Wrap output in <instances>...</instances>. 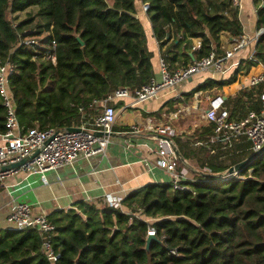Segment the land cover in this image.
Masks as SVG:
<instances>
[{
    "label": "trees",
    "instance_id": "obj_1",
    "mask_svg": "<svg viewBox=\"0 0 264 264\" xmlns=\"http://www.w3.org/2000/svg\"><path fill=\"white\" fill-rule=\"evenodd\" d=\"M143 1L149 3L146 12L161 56L171 67L187 63L189 51L195 58L222 52L220 34L243 31L238 5L229 0ZM253 1L263 31L250 49L255 60L240 61L247 68L264 64V0ZM29 7L35 10L17 20ZM31 26L34 33L45 30L43 43L55 41V63L33 60L34 47L18 44L32 34ZM194 37L201 44L192 50ZM151 55L134 0H0V62L9 57L15 63L9 84L23 131L92 121V100L150 80ZM238 70L228 78L208 77L193 91L231 83ZM263 91L259 82L229 95L224 100L229 116L259 112ZM4 111L0 97V133L6 129ZM212 132V125L204 124L191 135L171 138L178 167L193 159L208 168L184 181L187 188L151 181L130 190L120 206L78 200L50 212L55 264H264V149L238 169L240 177H224L253 149L246 139L210 142ZM150 227L155 238L147 251ZM0 264H49L40 234L32 227L1 228Z\"/></svg>",
    "mask_w": 264,
    "mask_h": 264
},
{
    "label": "built area",
    "instance_id": "obj_2",
    "mask_svg": "<svg viewBox=\"0 0 264 264\" xmlns=\"http://www.w3.org/2000/svg\"><path fill=\"white\" fill-rule=\"evenodd\" d=\"M233 5H239L240 0H229ZM141 9L146 12L148 1L141 2ZM27 31L25 30V33ZM260 33L253 35L240 33L232 36L230 43L222 48V52L215 49L200 57H194L189 62L171 67L162 57H159V78L154 75L147 83L140 87L130 89L126 86L115 88L104 98L94 99L89 106L95 110L92 121H84L78 126L79 129L68 130L67 127L47 126L40 128L32 126L23 131L19 123L13 93L10 88V76L16 71L15 63L7 57L0 62V97L4 105V117L6 129L0 133L2 142L0 143V186L4 185L7 175L18 170L41 173L44 171L71 164L79 156H91L104 154L108 144L111 142L113 125L116 120V107L112 101L116 98L131 96L136 102L144 101L154 97L160 90L169 89L174 91L172 97L180 100L183 98L182 92L176 90L177 85L192 76L196 72L208 70L212 72L225 73L240 63L238 60H231L234 53L249 43H255ZM30 44L34 47L31 55L33 60L39 58L49 59L55 63V41L45 44L41 38H35L33 34H28L20 38L18 44ZM200 38L192 48L199 47ZM255 50H251L249 58L255 60ZM39 54H41L39 56ZM40 61V60H39ZM259 82H264V66L256 72L247 75L246 80L240 82V88L249 87ZM261 108L259 112L250 110L242 118L229 116L227 107L224 104L225 98L221 94L209 98L203 107L202 116L205 124L213 127L212 134L208 135L210 142H221L231 144L233 141L246 139L251 142V148L259 149L264 144V91L259 95ZM188 107V104H186ZM82 108V107H80ZM147 130L156 138L157 145L152 148L154 165L165 169L170 175V182L174 188H187L186 180H194L200 172L208 170L206 167H197L191 171L186 165L177 166V153L172 144V136L178 133L177 129L169 122H154L149 117L144 125L131 124L128 132L138 133ZM194 131V130H193ZM191 135V134H190ZM168 137V138H167ZM203 141H198L202 143ZM25 160L18 165H5ZM240 177L237 171L224 172V177ZM107 204L119 206L120 201L107 198ZM49 214V213H48ZM46 212L36 210L32 203L21 200H11L10 210L7 214V221L15 228H34L41 236V249L49 260V264H55L58 257L52 245V235L55 224ZM154 232L153 227L148 229V233Z\"/></svg>",
    "mask_w": 264,
    "mask_h": 264
},
{
    "label": "crops",
    "instance_id": "obj_3",
    "mask_svg": "<svg viewBox=\"0 0 264 264\" xmlns=\"http://www.w3.org/2000/svg\"><path fill=\"white\" fill-rule=\"evenodd\" d=\"M142 1L134 0L136 15L144 27L147 46L152 53L153 75L159 78L161 52L149 16L141 9ZM238 16L243 33L253 35L255 32L263 31L256 25L257 5L253 0L251 6L248 0H240ZM252 25H254L253 32H251ZM231 37L226 31L220 34L221 50L230 43ZM198 38L192 39V46L197 44ZM252 45L253 43H249L238 49L231 60L249 59ZM189 53L192 60L194 58L192 51ZM262 66L264 64L257 61L247 68L243 61L225 73L208 70L196 72L177 85L176 90L183 94L180 100L171 96L173 89H162L154 97L141 102H136L131 96L114 99L112 103L117 111L116 120L111 142L104 154L79 156L71 164H63L44 171V177L41 173L24 170H18L5 177L4 185L0 186V229L12 227L6 217L13 199L30 202L34 209L43 210L48 214L56 209L66 210L73 207L74 202L78 200H100L107 203V198H112L121 201L130 190L147 182L170 181L169 173L154 165L152 148L157 145L156 138L147 130L138 133L128 132L131 124L144 125L150 117L154 122H169L177 129V134L190 135L205 124L202 111L209 98L221 94L226 99L240 88L239 83L246 80L248 74L260 70ZM236 68L239 70L231 83L193 91V88L204 79L228 78ZM187 92L193 94L192 101H185L189 103L188 107L182 101ZM195 109L198 111L195 112ZM2 141L0 136V143ZM183 165L191 171L201 167L193 159H186Z\"/></svg>",
    "mask_w": 264,
    "mask_h": 264
},
{
    "label": "water",
    "instance_id": "obj_4",
    "mask_svg": "<svg viewBox=\"0 0 264 264\" xmlns=\"http://www.w3.org/2000/svg\"><path fill=\"white\" fill-rule=\"evenodd\" d=\"M67 129L68 130H76V129H79L78 126H74V125H70V126H67ZM168 138V137H167ZM264 149V144L257 150H254L252 152V154H250L248 157H246L245 159L241 160L240 162L234 164V165H231L228 167L227 171L229 173H232L233 171H237L240 167H242L244 164H246L253 156H255L257 153H259L261 150ZM25 159L22 158L20 161H17L15 163H12V164H8V165H5L4 167H8L10 165H18V164H21ZM155 238V235H154V232H150L147 234V236L145 237V249L148 251L149 249V245L151 243V240ZM77 261V259H75V262Z\"/></svg>",
    "mask_w": 264,
    "mask_h": 264
},
{
    "label": "rangeland",
    "instance_id": "obj_5",
    "mask_svg": "<svg viewBox=\"0 0 264 264\" xmlns=\"http://www.w3.org/2000/svg\"><path fill=\"white\" fill-rule=\"evenodd\" d=\"M248 4L251 6L252 5V0H248ZM28 10H29V12H28ZM35 10V7H29V8H27L26 10H24V11H20L19 13H17L18 14V16H17V20H20V19H22V18H25V17H27V16H29V14L31 13V12H33ZM28 13V14H27ZM11 16H12V14H11ZM16 16V15H15ZM252 28H251V32H253L254 31V25H252L251 26ZM31 28V32L30 33H32L33 35H34V37L35 38H38V39H40V38H42V36H44L45 35V30L42 32V33H34V31L36 30V28L34 27V26H31L30 27ZM152 54V53H151ZM152 56V55H151ZM172 94H173V92H172ZM172 94H171V96H172ZM186 96H185V98H184V100H182V101H192V96H193V94L192 93H189V92H187V94H185ZM183 102V103H184ZM184 104H189L188 102L186 103H184ZM198 110L197 109H195V112H197ZM195 112H193L194 114H196ZM197 117V116H196ZM151 220V219H150Z\"/></svg>",
    "mask_w": 264,
    "mask_h": 264
}]
</instances>
